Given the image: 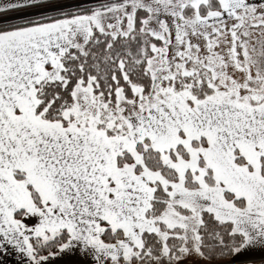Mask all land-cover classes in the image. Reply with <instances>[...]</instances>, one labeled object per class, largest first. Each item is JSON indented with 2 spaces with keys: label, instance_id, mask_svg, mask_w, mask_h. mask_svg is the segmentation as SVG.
I'll return each mask as SVG.
<instances>
[{
  "label": "snow or ice",
  "instance_id": "6c2138e0",
  "mask_svg": "<svg viewBox=\"0 0 264 264\" xmlns=\"http://www.w3.org/2000/svg\"><path fill=\"white\" fill-rule=\"evenodd\" d=\"M0 264H264V0H0Z\"/></svg>",
  "mask_w": 264,
  "mask_h": 264
}]
</instances>
